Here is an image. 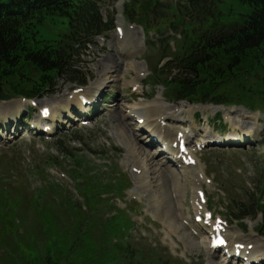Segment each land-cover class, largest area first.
Instances as JSON below:
<instances>
[{
	"label": "rangeland",
	"instance_id": "rangeland-1",
	"mask_svg": "<svg viewBox=\"0 0 264 264\" xmlns=\"http://www.w3.org/2000/svg\"><path fill=\"white\" fill-rule=\"evenodd\" d=\"M134 1L128 0L129 10H139L138 4H132ZM160 1L162 4L159 7L170 15L168 7L173 6V0ZM117 2L118 0H105L101 4L103 17L105 20L114 19L117 25L129 32V23L124 21L126 19L121 17L124 22L119 21V15L113 11L114 4ZM246 10L237 0H224L218 5V12L213 18L220 26L235 23L240 19L241 12ZM142 13L145 15L144 11ZM209 23L210 21L205 24L203 31L209 30ZM156 27L161 26L156 25ZM59 29L53 26L51 29L41 28V31L44 37H52ZM154 35H156L154 31L149 33L151 37ZM133 37L138 47L134 49L135 51L130 48L132 50L130 54L119 55L122 44H119L115 31L112 30L106 36L107 41L103 38L96 39L95 44L91 45L83 55L84 62L80 64V67L83 69L82 72H85L84 79L87 82V86L83 88L85 92L89 91L95 96L92 103L96 104L99 110L96 117L84 119L89 121L87 126L79 129L81 122L77 119L73 123L68 118L67 107L76 105L74 100L78 95L71 90L82 87L74 83V79L79 77L65 75L55 79L54 88L44 94L42 99L35 101L38 107L36 112L30 115L32 121L37 120L41 107L52 108V105H56L57 109L53 112L52 126H50L54 132L47 136L42 132H34L28 138L22 139L18 135H12V131L10 134H5L3 130H0V136L4 137V144L0 147V217L9 213L17 217L18 223L8 235L11 243L7 246H12V249L4 246L1 248L16 256L18 264H46L48 256L57 260L58 264H80L81 260L84 264H114L112 259L107 262H98L96 257H106L107 253L104 250H107L111 257L117 242L123 243V249L133 252L132 258H127V253H119L120 261L116 262L117 264H162L159 257L163 260V264H220L219 259H212L207 252V237L203 238L206 235L203 231L201 232L202 223L194 222L193 178L187 172L182 173L180 169L171 166L170 169L179 176L177 179L183 182L182 198L178 200L174 194L176 186L173 176L163 174L158 182V188L153 183L154 189L150 188V190L147 185L150 177L144 173L140 176L141 173L137 170L140 169L138 160H135L137 169L131 165V160L134 159L131 141L143 157L145 156L141 152L142 147L146 155L156 151L155 148L151 149L147 136H143L139 131H137L138 137L133 133L136 127H139V123L137 116L129 117L132 111L140 110L156 102L160 103L158 104L160 112H166V115L175 119L174 115L177 111L188 109L182 107L188 101H176L170 95L168 99L164 88L156 87L157 82L163 81L164 76L161 79L160 76L147 78L150 70L153 69L154 60L159 59L157 50H148L146 53L148 39H144L142 30L141 33L135 31L127 34L124 38L126 44ZM130 49L126 47L127 51ZM131 61L134 62L133 66L140 65L138 70L133 69L132 64L129 65ZM104 77L107 78V84L99 88L98 85ZM134 83H136L135 86ZM249 83L251 86V82ZM15 99L5 101V105L0 103L2 128H6L11 119L18 122L22 114L26 112L28 104L19 98ZM102 100L103 105H101ZM236 107L235 112L229 113L228 130H234L237 126L236 120L239 122L241 119L242 126L237 127V131L242 133L245 129L244 125L251 131L252 124H256L254 115L261 112L250 111L240 105ZM4 109L10 113L4 114ZM216 112L217 110L212 112L202 109L192 110L189 115L184 114L182 121L176 125L171 122V125L174 124L177 131L186 133L189 132L188 129L192 131L189 139L191 149L197 151V160L206 170V178L217 188V191L213 186L206 188L209 209L217 219L221 216L230 222V226L232 225L234 229V236H241L243 242L252 240L253 244L259 240L256 237V229L262 223V214L255 216L244 211L247 217L242 221H236L233 214L239 212L241 200L246 199L248 195L259 200L260 205L263 203L264 189L262 193L260 186L264 187V143L249 149L217 148L208 145L199 151L197 146L208 140L217 139L218 132L214 130L217 126L210 122L211 129H208L207 123L202 118V116L211 118ZM197 113L200 114L198 118ZM122 116H126L125 119ZM193 116L196 119H193ZM257 118L259 121L263 120L261 114ZM166 122L169 123L170 119H166ZM145 128L149 129V125ZM74 134L80 139H73ZM59 139L78 150L82 154L80 158L84 160V163L67 160V157L61 155L56 146V141ZM153 160L154 164H166L164 157L160 155ZM55 162L60 165H52ZM109 165L107 172L106 166ZM86 166L89 170H94L93 177L100 183H109L118 176L127 184V189L121 197L113 196L112 204L124 209L133 220L134 224L131 226L130 233L122 236L118 233L104 232L101 228L92 226L86 227L83 232L77 231L75 230L77 217L68 210L66 204L60 199L47 200L43 180L57 182L63 187H58L62 193L67 191V197L75 199L76 203H81L82 198L77 195L76 183L83 184L84 181L77 180L75 174L81 172L86 179H89V173L85 175ZM81 169H84V172ZM238 170L242 173H238ZM185 174L187 177H184ZM115 182L119 183L118 179ZM85 187L86 185L83 189ZM219 187L226 191L227 195L223 194ZM255 189H258L257 196L249 194ZM110 190L116 191V187H110ZM85 194L92 199L97 196V190L86 189ZM133 202H136L138 207ZM112 204L106 207L112 208ZM128 207H132L131 211ZM231 210L234 211L232 216ZM93 214L95 213L91 214L89 222L93 221L95 216ZM150 214L156 219H152ZM69 230L75 232L79 242V246L73 251H66L60 247L61 243L67 240ZM240 230H246V234L241 235ZM91 235L95 241L90 239ZM95 242L98 243V250L93 248ZM262 243L264 244V240L260 244Z\"/></svg>",
	"mask_w": 264,
	"mask_h": 264
},
{
	"label": "trees",
	"instance_id": "trees-1",
	"mask_svg": "<svg viewBox=\"0 0 264 264\" xmlns=\"http://www.w3.org/2000/svg\"><path fill=\"white\" fill-rule=\"evenodd\" d=\"M100 1L0 0V99L40 96L56 78L76 73L75 56L80 48L112 28L102 20ZM185 1L190 2L197 18L199 12L203 22L210 21L209 30L184 38L170 55L173 65L160 73H168L167 77L157 84L171 89L170 96L175 100L242 104L264 112V0H237L247 10L241 12L238 22L221 26L213 17L223 0ZM148 3L155 6L157 0H142L140 5L147 7ZM43 23L46 29L51 24L64 33L56 39H43L38 28ZM98 185L93 177L85 190H94ZM247 206L242 203L239 212ZM251 209H260L255 215H263L259 231L264 235V198L262 205L260 201L252 203ZM12 217L4 215L5 221ZM79 226L81 230L85 228L84 223ZM129 226L130 221L121 213L100 228L123 236ZM63 244L66 251L71 250L69 239ZM124 250L122 244L114 246L115 263ZM127 256L132 258L130 252ZM109 258L107 253L101 262ZM159 260L163 264L160 257ZM50 263L48 258L46 264Z\"/></svg>",
	"mask_w": 264,
	"mask_h": 264
},
{
	"label": "bare ground",
	"instance_id": "bare-ground-1",
	"mask_svg": "<svg viewBox=\"0 0 264 264\" xmlns=\"http://www.w3.org/2000/svg\"><path fill=\"white\" fill-rule=\"evenodd\" d=\"M122 49L125 50L126 47L128 49H132L134 50L136 47H138V44L136 43V41L133 39L130 43H127L126 45L124 43H122ZM128 50L127 53L130 54L132 53V50ZM135 51V50H134ZM126 54V53H125ZM132 63H134L133 61L130 62L129 65H131ZM140 65L137 66H133V69L138 70ZM105 81V83H103ZM107 78L104 77L98 86H100L99 88H101L102 86H104L106 84ZM136 83H134L135 85ZM46 89H50L52 90V87H47ZM86 95V94H85ZM6 103H2V105H5ZM14 104V103H13ZM160 103H156L154 102L153 105L149 104L150 106L145 107V108H141L140 110H135L132 111L135 113V115H137V119L139 118H144L146 124H150L152 126V131L156 132L158 134V136L160 137V139L162 140V142L166 143L169 150L171 151V153L173 155L178 154L177 149H174L172 147L173 143L176 141L178 132H175L174 129L175 126H173L172 128L170 127L169 124H160L158 121L159 120H163L166 121L163 116H166L167 119H170V121H172L175 125H176V121H182V119L184 118V111H177V114H173L175 119L172 117H169L168 115H166V112H160L161 110L159 109L158 105ZM187 104V103H185ZM188 105V104H187ZM216 110H220L219 107H215ZM160 112V115L158 116ZM116 114V113H115ZM172 115V116H173ZM151 116V117H150ZM158 116V117H157ZM126 117V116H125ZM124 116H122V118L125 119ZM157 117V118H156ZM149 118V119H148ZM156 118V119H155ZM152 122V123H151ZM123 130V129H122ZM124 132V131H123ZM229 139V138H227ZM131 149L132 152L134 153V159L131 160V165L134 167H136V164H138V167L143 171V173L145 175H148L150 177V182H147L148 188H153V183L155 185L156 188H158V182L160 181V178L163 176L164 171H166L167 173H171L174 176L175 182H176V186L179 187L181 182L179 181V178L177 179V176L175 175V173L172 170H169V168L163 164H154L155 161L153 160L154 158L151 155H146L145 154V149L142 147V151L144 153L143 154L140 153L138 151V149H136L135 146H133L132 141H131ZM142 154V155H141ZM138 160V162L135 164V160ZM158 165V166H157ZM185 168H188V171L191 172L192 176L194 177V175L196 174L194 171V168L190 167V166H184ZM190 167V168H189ZM148 177V178H149ZM148 178H146V180H148ZM152 180H155V182H152ZM146 182V181H145ZM164 183V182H163ZM154 189V188H153ZM152 189V190H153ZM200 189V188H198ZM151 190V189H150ZM156 190V189H155ZM233 237L230 236L229 239H232ZM258 245V243L256 244V246ZM209 250H213L212 248H210V244H209ZM227 248L231 249V246H228ZM251 255H253V257H251V260L255 259V258H262V256H264V246H257L251 253ZM226 262L228 263V260L226 259Z\"/></svg>",
	"mask_w": 264,
	"mask_h": 264
}]
</instances>
